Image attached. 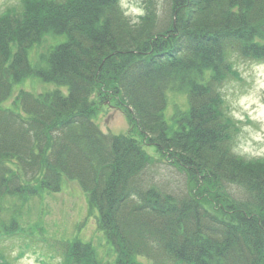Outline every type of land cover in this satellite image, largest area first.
Segmentation results:
<instances>
[{"label": "trees", "instance_id": "16d2710c", "mask_svg": "<svg viewBox=\"0 0 264 264\" xmlns=\"http://www.w3.org/2000/svg\"><path fill=\"white\" fill-rule=\"evenodd\" d=\"M143 8L140 26L120 0H23L0 17V198L25 202L58 193L63 180L78 183L117 258L102 263L77 239L61 250L63 264H264V162L234 153L218 91L234 61L264 63V0H144ZM50 32L64 40L37 77L66 94L21 93V111L2 107L32 72L29 49ZM97 88L131 108L143 142L185 185L157 183L136 140L99 130ZM169 91L188 101L176 129L162 119ZM15 226L10 219L0 233L15 235ZM0 264H10L1 251Z\"/></svg>", "mask_w": 264, "mask_h": 264}, {"label": "rangeland", "instance_id": "374dc122", "mask_svg": "<svg viewBox=\"0 0 264 264\" xmlns=\"http://www.w3.org/2000/svg\"><path fill=\"white\" fill-rule=\"evenodd\" d=\"M144 0H120L121 8L134 24L140 26V16L144 13ZM23 0H0V17L19 12ZM64 37L52 32L44 34L28 51V60L32 72L12 87L11 98L2 104L13 110H20L15 99L21 93L41 98L46 93L57 90L66 94V89L58 88L37 77L39 69L47 64L49 52ZM219 86L223 100V111L231 122L230 133L234 142V153L241 158L264 162V63H252L238 59L232 64V72ZM97 88L92 96L94 100L92 120L105 134L125 135L137 141V144L152 159L156 160L152 172L157 183H168L172 189L185 185L184 176L167 166L165 159L157 150L143 142L135 124V117L126 108V104L113 92L102 93ZM111 96V97H110ZM16 104V105H14ZM188 112L187 97L182 92L169 91L162 119L169 129H176V122ZM17 170V167L13 165ZM192 188L196 187L193 181ZM227 197V196H226ZM228 199V197H227ZM210 208L207 202H203ZM14 208L16 215L11 214ZM97 211H91L87 196L77 182L64 180L58 193L40 192L37 196L23 201L13 196L0 198L1 227L16 221L21 234L3 237L0 251L10 264H63V250L67 243L81 240L90 245L102 263H114L117 256L107 243L104 235L96 227ZM140 264H150L138 259Z\"/></svg>", "mask_w": 264, "mask_h": 264}]
</instances>
